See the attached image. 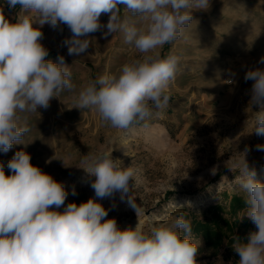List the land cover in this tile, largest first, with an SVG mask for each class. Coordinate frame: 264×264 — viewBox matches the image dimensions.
<instances>
[{
  "label": "clouds",
  "instance_id": "9594fccd",
  "mask_svg": "<svg viewBox=\"0 0 264 264\" xmlns=\"http://www.w3.org/2000/svg\"><path fill=\"white\" fill-rule=\"evenodd\" d=\"M5 5L15 12L13 18L6 16ZM210 6L211 0H3L0 152L17 144L26 147L29 118L40 115L38 109L46 110L64 92L71 94L73 107L94 111L102 124L121 132L167 108L180 60L172 53L162 56L161 50L195 22L194 12ZM102 14L109 17L106 24L100 21ZM45 24L53 30L62 31V25L70 29L71 37L62 42L69 55L85 53L91 45L89 34L104 29L105 38L121 33L139 56L78 88L63 55L58 62L48 59L49 50L41 43ZM244 79L253 81L252 109L264 102V69H249ZM252 127L251 133L264 136V111L252 112ZM256 149L264 151V144ZM249 150L245 148L234 167L228 161L226 167L238 173L235 182L244 193L246 212L241 219H250L257 230L247 241L233 236L231 247L239 257L236 264H264V182L256 179L246 159ZM7 167L10 175L0 162V264H198L201 241L185 216L120 228L96 198L64 206V185L33 165L27 151H16ZM78 168L95 177L90 185L95 197L119 193L139 216L133 198L136 170L131 165L125 167L112 152L97 150L84 155ZM210 173L215 175L217 167Z\"/></svg>",
  "mask_w": 264,
  "mask_h": 264
},
{
  "label": "rangeland",
  "instance_id": "374dc122",
  "mask_svg": "<svg viewBox=\"0 0 264 264\" xmlns=\"http://www.w3.org/2000/svg\"><path fill=\"white\" fill-rule=\"evenodd\" d=\"M209 10L216 19L214 29L218 36L210 39V43L205 41L208 44L205 55L212 59L213 65L204 66L191 92L174 99L170 91L171 99L179 101L178 106L158 113L154 111L151 117L121 132L102 124L94 111L73 107L71 94L61 93L50 101L46 110L38 109L40 115L29 118L31 131L25 140L26 147L17 144L7 153L0 152L6 174H11L7 163L15 152L25 150L31 155L33 165L64 185L68 192L64 206L70 202L80 204L95 198L90 186L95 177L78 166L84 155L104 150L112 152L113 158L120 159L125 167L131 165L136 170L133 198L140 209L138 217L127 199L121 200L119 193L111 198L96 197L108 209L107 218H115L119 227L122 223L138 221L150 226L180 215L190 220L193 216L199 220L209 219L207 208L215 205L222 208L224 219L241 220L246 208L233 217L229 215L230 198L233 195L244 198V193L235 182L238 173L229 171L226 162L234 167L235 162L242 159L241 153L249 148L246 159L256 170V179L264 182V151L256 149V145L264 144V136L251 133L252 112L264 111V102L249 108L253 81L244 79L249 69H264V63H260V58L264 57V0H211ZM4 12L9 19L15 15L5 7ZM108 19L106 14L100 17L102 24ZM61 27L62 31L53 30L45 24L41 29L42 41H49L48 59L55 62L58 55H63L68 66L71 58L76 60L70 69L72 81L79 88L95 79L89 74L90 70L95 71L96 77L102 72L91 66L88 55L68 54L62 42L72 33L66 25ZM104 31L89 34L91 45L98 42L105 46L110 41L117 46L120 33L105 38ZM52 33L57 36L54 49ZM108 53L113 54L114 50L104 55ZM92 54L96 53L92 51ZM53 155L57 159H52ZM214 166L217 173L212 175L210 169ZM148 216L151 219H147ZM250 222L252 229L248 230L244 241L251 231L257 230ZM195 236L201 241L198 264H236L238 261L239 258L234 261L235 252L226 254L224 247L210 253L201 237Z\"/></svg>",
  "mask_w": 264,
  "mask_h": 264
},
{
  "label": "crops",
  "instance_id": "0c3cea01",
  "mask_svg": "<svg viewBox=\"0 0 264 264\" xmlns=\"http://www.w3.org/2000/svg\"><path fill=\"white\" fill-rule=\"evenodd\" d=\"M5 8H7L6 5ZM193 19L196 23L194 22L187 27L178 40L172 44L165 45L161 50L162 56H167L169 53H172L177 55L180 60V71H178L176 79L170 87L174 99L175 97H180L184 93L191 92L197 81L195 78L202 75L204 66L213 65L211 61L212 59L205 55L208 51V44H206L205 41L210 43V39L214 36H218L216 29H214L216 19L214 18L212 11L209 9L207 11L194 12ZM56 39V34L52 33L51 40L54 45L53 49L56 46L54 43ZM118 40L117 46L110 41H108L105 46H101L100 43L95 42L93 43L94 45H91V49L89 47L84 53L90 57L91 66L93 68H100L102 74L105 72H114L126 60L139 56V53H135L124 43L121 33L118 35ZM41 43L45 47L49 46L48 40L41 41ZM110 50H114V53H108L105 56L104 53ZM92 51L96 54L93 55ZM69 61V66L74 67L76 60H72L71 58ZM89 72L90 75L97 78L95 71L90 70ZM192 78L195 80H192ZM186 81L189 82L186 83ZM174 99H170L167 108L178 106L179 101H175Z\"/></svg>",
  "mask_w": 264,
  "mask_h": 264
},
{
  "label": "trees",
  "instance_id": "16d2710c",
  "mask_svg": "<svg viewBox=\"0 0 264 264\" xmlns=\"http://www.w3.org/2000/svg\"><path fill=\"white\" fill-rule=\"evenodd\" d=\"M244 208H246V206L243 197L233 195L230 198L228 205L230 217L235 216L238 211ZM221 212L222 208L215 205L207 208V213L210 214L209 219L205 218L199 220L197 217L193 216L191 220L193 233L201 237L204 247L210 253H214L221 247H224V252L226 254L233 253L231 247L233 236L244 240L248 230L252 229L251 222L247 218L230 221L229 219H224ZM233 258L234 261H236L239 257L236 253H233Z\"/></svg>",
  "mask_w": 264,
  "mask_h": 264
},
{
  "label": "bare ground",
  "instance_id": "6f19581e",
  "mask_svg": "<svg viewBox=\"0 0 264 264\" xmlns=\"http://www.w3.org/2000/svg\"><path fill=\"white\" fill-rule=\"evenodd\" d=\"M96 198V197H95ZM97 199V198H96ZM98 200V199H97ZM147 219H151V217L150 216H148V217H146ZM138 222H136V223H122L121 225H120V227L121 228H127V227H135L136 226V224H137Z\"/></svg>",
  "mask_w": 264,
  "mask_h": 264
}]
</instances>
